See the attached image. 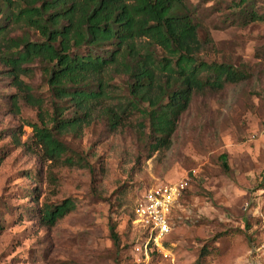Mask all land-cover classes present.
I'll return each mask as SVG.
<instances>
[{"label": "rangeland", "instance_id": "1", "mask_svg": "<svg viewBox=\"0 0 264 264\" xmlns=\"http://www.w3.org/2000/svg\"><path fill=\"white\" fill-rule=\"evenodd\" d=\"M183 1L196 7L214 38L213 51L202 57L244 66L250 77L220 92L195 93L170 145L152 150L141 111L129 107L116 129L103 113L130 96L128 77L109 72L108 96L82 126L54 130L73 164L46 159L34 137L39 110L23 98L2 57L16 50L12 40L37 41L40 35L0 11V264H264L257 248L264 231L251 215L264 195V19L234 21L228 14L237 0ZM254 1L264 18V0ZM23 68L21 79L44 100L43 116L52 127L54 96L45 64L36 59ZM60 104L68 106L63 118L75 115L71 102ZM186 175L190 186L173 211L164 249L146 256L136 204L151 186ZM66 198L75 209L54 225L43 222L45 206ZM203 248L210 252L204 257Z\"/></svg>", "mask_w": 264, "mask_h": 264}, {"label": "trees", "instance_id": "2", "mask_svg": "<svg viewBox=\"0 0 264 264\" xmlns=\"http://www.w3.org/2000/svg\"><path fill=\"white\" fill-rule=\"evenodd\" d=\"M17 1L13 5V0H6L1 13L8 20L24 22L35 29L40 39L12 40L16 50L5 51L2 57H8L5 59L11 64L14 83L24 93L23 98L39 110L40 124L33 125L34 137L43 146L47 160L75 162L72 156L64 158L69 148L54 130L64 133L82 126L108 96L104 75L109 72L128 77L130 96L127 102L108 107L103 113L116 129L129 107L141 111L149 122L152 150L170 145L195 93L220 92L250 77L244 66L202 57L213 51L215 41L196 14V7L183 0ZM255 4L254 0H237L228 15L241 25L264 19ZM3 28L0 23V39ZM36 59L45 64L54 96L52 127L43 116L44 100L36 97L32 87L21 79L26 70L23 64ZM61 102H71L75 107L72 118H63L68 106ZM220 158L229 169L226 154ZM75 206L71 198L46 205L42 220L54 225ZM261 229L264 231L262 225ZM111 232L117 243L119 236L114 226ZM144 233L146 236L147 231ZM262 241L257 248L264 253L260 249L264 236ZM149 251L155 254L159 250L150 245ZM209 253L203 248L201 255Z\"/></svg>", "mask_w": 264, "mask_h": 264}, {"label": "built area", "instance_id": "3", "mask_svg": "<svg viewBox=\"0 0 264 264\" xmlns=\"http://www.w3.org/2000/svg\"><path fill=\"white\" fill-rule=\"evenodd\" d=\"M189 182L190 178L186 175L175 181L155 184L139 198L135 207L134 221L140 228L147 231L144 244L146 256H149L150 245L159 251L164 249V243L172 231L173 211L189 188ZM261 199L251 210V215L258 219L264 229V205H260ZM262 249H264V243Z\"/></svg>", "mask_w": 264, "mask_h": 264}]
</instances>
